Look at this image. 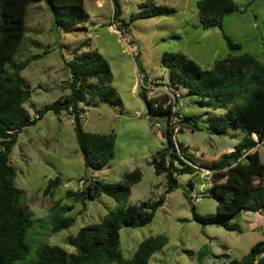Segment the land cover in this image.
I'll list each match as a JSON object with an SVG mask.
<instances>
[{
    "label": "rangeland",
    "instance_id": "obj_1",
    "mask_svg": "<svg viewBox=\"0 0 264 264\" xmlns=\"http://www.w3.org/2000/svg\"><path fill=\"white\" fill-rule=\"evenodd\" d=\"M117 1L120 17L124 19L143 8L161 6L166 11L135 18L128 23L127 30L118 27L119 33L113 29L117 21H111L110 0H83L87 20L71 30H62L52 26L50 11L42 0H31L26 4L21 40L0 73L11 74L27 56L40 54L18 72L29 89L22 105L34 116L37 109L69 91L64 61L82 50L96 49L108 62L110 85L121 101L116 105L94 95L78 102L84 130L114 134L113 154L98 168L83 163L71 115L63 109L46 110L35 123L23 126L18 132L8 161L15 169L13 182L20 190V202L32 219L25 234L29 246L25 260L31 262L33 248L38 243L56 244L71 251L65 238L79 226L98 221L114 207L148 203L162 193L163 201L148 222L119 227L118 248L122 257H129L142 238L160 233L165 235L166 242L149 255L147 264H227L230 259H239L253 242L264 241V211L237 210L228 218L233 229L201 224L191 215V206L198 213L214 211L212 177L206 168L244 135L238 126L223 117L232 102L216 107L200 105L183 85L170 89L178 99L175 115L188 114L198 126L192 129L189 123L179 122L178 117L174 120L178 153L174 151L173 162L177 167L188 162L198 168L180 169L175 173V187L164 192L165 177L163 172L154 173L152 156L165 144L161 134L165 122L161 116L150 115L148 119L138 91L142 87L147 96L159 97L163 96L160 89L169 88L167 69L160 62L163 51L183 52L201 68H210L214 60L228 52L222 33L239 44V51L264 62V0H234L236 9L223 16L220 29L201 26L196 0ZM143 2L149 5L143 6ZM121 35L132 43L130 49ZM142 74L146 75L145 81ZM255 146L258 160L263 164L264 184V140ZM134 167L140 171L139 180L130 185L129 194L121 200L102 191L92 197L72 193L84 190L93 178L107 182L119 180ZM54 176H58L57 184L45 190L47 180ZM190 190L200 196L189 198ZM67 204L69 209L61 208ZM60 216H72L73 222L52 230V220Z\"/></svg>",
    "mask_w": 264,
    "mask_h": 264
},
{
    "label": "trees",
    "instance_id": "obj_2",
    "mask_svg": "<svg viewBox=\"0 0 264 264\" xmlns=\"http://www.w3.org/2000/svg\"><path fill=\"white\" fill-rule=\"evenodd\" d=\"M29 1L0 0V73L21 40ZM42 1L50 11L55 29L71 30L88 18L83 0ZM110 1L111 21H117V27L123 30H127L128 23L135 18L166 11L161 6L143 8L124 19L120 17L119 2ZM146 5L149 3L143 2V6ZM195 5L199 22L204 28L220 29L223 16L236 9L234 0H196ZM222 37L228 52L214 60L210 68H201L180 51H163L160 62L167 69L168 87L176 89L183 85L188 93L196 96L198 104L216 107L232 102L223 112V117L228 123L238 126L244 135L231 150L206 168L212 177L210 188L216 199L214 211L198 213L191 206V215L201 224L233 229L234 225L228 222V218L237 210L264 211L263 164L259 162L255 148L247 151L264 140V62L245 51H239V44L226 34L222 33ZM38 56L40 54L29 55L13 68V73L0 75V264H25V261L26 264H147L149 255L166 242L165 235L158 233L142 238L131 255L124 258L118 248V230L122 225L148 222L155 208L162 203L163 193L148 203L114 207L98 221L79 226L74 234L65 238L72 247L71 251L56 244L38 243L33 248L31 262L25 260L29 252L25 234L32 219L26 206L20 202V190L13 182L15 169L8 161L18 132L23 126L35 123L46 110L58 112L63 109L71 115L83 163L98 168L113 154L114 134L111 131L84 130L80 120L82 108L78 102L97 95L116 105L121 104L115 88L110 85L111 71L107 60L96 49H86L64 61L68 68L69 91L46 103L31 116L22 105L29 96V89L20 80L18 72L30 59ZM141 77L142 81L146 80L145 74ZM138 94L145 104L148 119L150 115L161 116L165 122L161 131L165 144L153 153L152 165L154 173L163 172L164 192H168L176 185L175 173L180 169L190 171L196 168L187 162L177 167L173 162V122L170 123L172 113L169 103L163 104L166 95L147 96L142 87ZM178 121L189 123L192 129L198 128L188 114L180 113ZM251 133L255 134V138L251 137ZM242 156L246 160L242 161ZM139 177L140 171L134 167L124 172L119 180L107 182L93 178L86 183L84 190L72 193L92 197L102 191L115 200H121L129 194L130 185ZM224 177L225 180H220ZM57 182L58 176L48 179L44 189L55 186ZM61 208L69 209L70 205ZM72 222V216H60L52 220L51 229L56 231ZM227 264H264V241L253 242L245 254L239 259H230Z\"/></svg>",
    "mask_w": 264,
    "mask_h": 264
},
{
    "label": "built area",
    "instance_id": "obj_3",
    "mask_svg": "<svg viewBox=\"0 0 264 264\" xmlns=\"http://www.w3.org/2000/svg\"><path fill=\"white\" fill-rule=\"evenodd\" d=\"M101 3L100 2H97V5H100ZM113 22V21H112ZM112 26H113V23H112ZM109 28L111 29V26H109ZM115 31H117V32H119V28L118 27H116V26H114V28H113ZM120 33V32H119ZM121 37L123 38V40L126 42V45H127V47L130 49V46L132 45V43H129L128 42V39H126L124 36H122L121 35ZM132 55H134L135 54V51H129ZM170 87L168 88V89H165V88H163V89H160V92H162V94H164V95H166V96H169L167 99H166V101H167V103H169V105H170V111H171V116H170V123H172V122H174V120H176L177 119V117H179L180 116V114H177V115H175V113H174V111L176 110V106H177V104H176V102H177V100L178 99H176L177 97V94L176 93H172V92H170ZM149 92H151V91H149ZM176 104V105H175ZM178 105H179V101H178ZM178 120V119H177ZM173 124V123H172ZM174 130H176V128H174L173 127V129H172V134H171V138H172V141H173V145H174V148H175V152L176 153H178L177 152V144H176V140H175V138H174ZM256 145V144H255ZM255 145H253V146H255ZM252 146V147H253ZM252 147H250L247 151H250L251 150V148ZM188 163V162H187ZM190 164V163H189ZM193 167H195V168H198V166H196V165H193V164H191ZM200 196V194L199 193H196V192H194L193 190H190V193H189V198H197V197H199ZM260 255H261V253H260Z\"/></svg>",
    "mask_w": 264,
    "mask_h": 264
},
{
    "label": "crops",
    "instance_id": "obj_4",
    "mask_svg": "<svg viewBox=\"0 0 264 264\" xmlns=\"http://www.w3.org/2000/svg\"><path fill=\"white\" fill-rule=\"evenodd\" d=\"M24 26H25V25H24ZM253 134H254V133H251V134H250L251 137H252ZM253 136H255V134H254ZM252 138H253V137H252ZM254 138H255V137H254ZM232 147H233L232 145L227 146V148H226V152L229 151V150H231ZM255 147H256V146H253V147L251 148V150L254 149ZM256 212H257V211H256Z\"/></svg>",
    "mask_w": 264,
    "mask_h": 264
}]
</instances>
